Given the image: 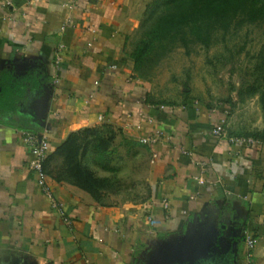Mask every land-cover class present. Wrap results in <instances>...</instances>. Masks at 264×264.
I'll list each match as a JSON object with an SVG mask.
<instances>
[{
    "label": "crops",
    "instance_id": "obj_1",
    "mask_svg": "<svg viewBox=\"0 0 264 264\" xmlns=\"http://www.w3.org/2000/svg\"><path fill=\"white\" fill-rule=\"evenodd\" d=\"M140 3L0 0V264H243L249 238L264 264V144L213 135L224 109L165 104L136 77ZM27 132L48 142L63 216L28 169Z\"/></svg>",
    "mask_w": 264,
    "mask_h": 264
},
{
    "label": "rangeland",
    "instance_id": "obj_2",
    "mask_svg": "<svg viewBox=\"0 0 264 264\" xmlns=\"http://www.w3.org/2000/svg\"><path fill=\"white\" fill-rule=\"evenodd\" d=\"M155 1L141 0L135 7L137 14H133L137 25L130 35L127 59L136 77L148 84L154 97L165 104L191 102L221 107L227 113L224 127L229 125V135L255 141L254 136L264 133V120L259 96H248L246 90L264 89V25L216 32L208 48L192 41L187 48L175 43H155L135 61L133 51L145 41L153 20L147 19V8L156 14L165 9Z\"/></svg>",
    "mask_w": 264,
    "mask_h": 264
},
{
    "label": "trees",
    "instance_id": "obj_3",
    "mask_svg": "<svg viewBox=\"0 0 264 264\" xmlns=\"http://www.w3.org/2000/svg\"><path fill=\"white\" fill-rule=\"evenodd\" d=\"M156 2H160L165 9L156 14L147 8V19L152 17L153 20L145 41L133 51L135 61L142 58L155 43H175L187 48L192 41L208 48L216 32L229 33L245 26L264 25V0H156L154 4ZM261 89L251 87L246 94L259 96L264 120V89ZM242 95L239 91V96ZM229 108L232 106L229 105ZM254 138L264 144V133ZM60 149L66 152L72 163L77 151L75 135H70ZM82 180L83 184L79 185L92 193L93 190L86 187V183L91 184L90 176L83 172Z\"/></svg>",
    "mask_w": 264,
    "mask_h": 264
},
{
    "label": "built area",
    "instance_id": "obj_4",
    "mask_svg": "<svg viewBox=\"0 0 264 264\" xmlns=\"http://www.w3.org/2000/svg\"><path fill=\"white\" fill-rule=\"evenodd\" d=\"M60 61V52L58 51L56 53V63ZM162 108V107H161ZM224 121H221V123L218 125V127L213 131V135L217 137H222L224 135ZM163 137V132L156 128L153 135L149 138H145L141 140L142 144H155L158 139H161ZM23 144L27 148L31 159L28 163V169L33 173L36 179V184L43 194V196L48 200L50 208L57 212L60 215H64L63 206L61 203L58 202V200L54 197L53 191L51 187L47 184L46 181V173L44 170V163L49 151V145L48 142L44 137L37 136L34 133H24L22 137ZM233 143H237L239 145H249V144H255L257 146H261L262 143L257 141H251V140H244V139H235L231 138L230 140ZM187 154L186 152H184ZM200 183H202L200 181ZM163 208H167V204L163 203ZM69 224V221L66 220ZM152 224H154L153 221H151ZM246 253L245 258L243 261V264H252V251L255 246V241L253 239H246Z\"/></svg>",
    "mask_w": 264,
    "mask_h": 264
}]
</instances>
